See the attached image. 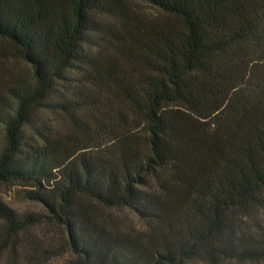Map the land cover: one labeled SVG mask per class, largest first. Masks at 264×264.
Returning a JSON list of instances; mask_svg holds the SVG:
<instances>
[{"label":"trees","instance_id":"16d2710c","mask_svg":"<svg viewBox=\"0 0 264 264\" xmlns=\"http://www.w3.org/2000/svg\"><path fill=\"white\" fill-rule=\"evenodd\" d=\"M139 1L167 19L126 0H0V38L32 72L0 82V181L31 188L72 264L264 260V0ZM59 80L71 132L27 144ZM83 199L128 208L145 230L107 227ZM43 217L0 200L13 237Z\"/></svg>","mask_w":264,"mask_h":264},{"label":"rangeland","instance_id":"374dc122","mask_svg":"<svg viewBox=\"0 0 264 264\" xmlns=\"http://www.w3.org/2000/svg\"><path fill=\"white\" fill-rule=\"evenodd\" d=\"M131 10L147 18H162L159 10L139 0H126ZM166 17V18H165ZM167 19V16H163ZM89 53L98 54L97 46L86 48ZM0 82L14 84L17 81H31L32 72L29 64L24 62L15 48L6 40L0 38ZM69 82L59 80L53 91L42 105L34 109L28 122L23 126V136L27 144H38L46 136L62 135L71 132V124L66 114L54 107L59 100L72 99L67 92ZM75 84V82H72ZM77 86V85H76ZM76 87H73L74 89ZM0 90L4 92V86ZM74 95V94H73ZM29 186L17 181H0V200L17 213H36L44 216L42 222L20 231L16 237L0 225V236L8 240L9 248L0 253V264H72L75 255L70 250L68 234L64 227L47 217V212L41 203L29 198ZM84 201V199H83ZM84 204L90 212L107 227L128 232L145 230V223L128 208H105L96 202L85 200ZM258 222L264 223V209L258 212ZM249 220L248 226H255ZM1 243V240H0ZM15 246L16 249H11ZM33 259V260H32ZM188 264H264V260H223L204 261L192 259Z\"/></svg>","mask_w":264,"mask_h":264}]
</instances>
